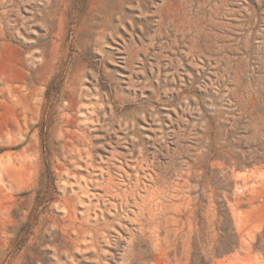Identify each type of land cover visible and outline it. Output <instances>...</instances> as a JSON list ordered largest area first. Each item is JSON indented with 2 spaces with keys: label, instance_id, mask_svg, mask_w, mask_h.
<instances>
[{
  "label": "rangeland",
  "instance_id": "obj_1",
  "mask_svg": "<svg viewBox=\"0 0 264 264\" xmlns=\"http://www.w3.org/2000/svg\"><path fill=\"white\" fill-rule=\"evenodd\" d=\"M0 264H264V0H0Z\"/></svg>",
  "mask_w": 264,
  "mask_h": 264
}]
</instances>
